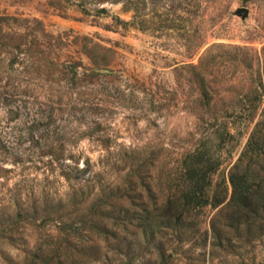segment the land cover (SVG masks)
<instances>
[{
  "label": "rangeland",
  "instance_id": "rangeland-1",
  "mask_svg": "<svg viewBox=\"0 0 264 264\" xmlns=\"http://www.w3.org/2000/svg\"><path fill=\"white\" fill-rule=\"evenodd\" d=\"M39 1L0 0V14L39 17L64 36L42 47L44 58L36 54L21 67L18 91L30 100L13 131L29 126L39 107L53 108L44 122L54 148L41 145L47 126L16 140L15 121L0 141V264H264V217L236 229L229 209L222 211L232 195V168L259 122L264 139V0H177L176 9L161 2L160 11L149 0L144 30L116 24V15H133L121 3L107 5L109 16L71 6L65 17ZM239 7L249 8L248 17L235 13ZM78 36L100 45L112 71L74 88V97L87 92L77 111L67 104L68 61H81V70L93 66ZM81 114L88 126L101 124L99 131L84 135ZM69 122L77 127L71 146L53 133ZM257 152L242 163L264 176ZM200 158L208 170L216 168L206 195H227L220 206L184 197L191 185L185 168ZM88 159L92 187L67 178V165L82 168ZM169 196L183 197L182 226L162 225ZM21 207L33 215L16 223ZM106 208L109 217L101 215ZM143 216L147 231L138 225Z\"/></svg>",
  "mask_w": 264,
  "mask_h": 264
},
{
  "label": "trees",
  "instance_id": "trees-1",
  "mask_svg": "<svg viewBox=\"0 0 264 264\" xmlns=\"http://www.w3.org/2000/svg\"><path fill=\"white\" fill-rule=\"evenodd\" d=\"M15 1L21 2L25 0ZM175 1L177 0H153V9L160 11L161 2H164V5H162L163 7L168 6L171 9H176L178 5L174 4ZM172 2L173 4H171ZM179 2V5H182L185 0H179ZM39 3L47 9H51L59 15L65 17L68 16V10L71 6H77L86 16H109L110 9L107 5L121 3L123 4L124 10L132 11L133 15L130 20L122 19L120 16L116 15V24L122 25L124 28L135 25L141 30H144L146 29L145 26L148 22L147 15L149 13L147 11L149 10V0H40ZM15 25L23 27L25 32L23 33L21 30L17 29H6H12ZM76 38L75 42L83 45L82 50H80L82 55L86 56L93 63L92 67H85L84 70H81L80 67L83 66L81 61L80 64L75 62L73 63L70 60L68 61L66 69L67 76L65 77L67 82L66 91L69 92L70 95L68 93L69 100L67 101V104L71 105L74 103L73 107H75L78 111L76 102L81 99L80 95H84L87 92H85V90L80 91L78 92L79 96L74 97V88H79V83H82V86L84 85L86 87L97 77L99 73L111 72L112 69L110 68L111 66L109 64L108 54L100 53L99 48L101 47L94 39L88 36H84L83 38L78 36ZM63 40L64 36H55L48 31L44 21L39 17H24L22 15L4 13L0 14V56L4 55V57L2 56L0 58V141L3 139L4 135L7 134L5 129L8 127L10 128L11 122L15 121L14 126H11L12 131L10 132L11 136L15 137L16 140L21 142L24 137L34 138L36 129H40L42 126H47L45 134H42V138L45 139V142L41 143V145L54 148L55 142L53 139L52 141H48L51 137L50 135L52 134V130L49 129V124L44 122L46 113L49 118L54 115L53 108L49 107L48 110L45 109V111H40L41 108L39 107V111H36L33 118L29 117L30 112L28 111L27 117H29V120H32V123L26 128L21 126L19 129L20 133L16 134V132L13 131L19 125L18 119L23 115L22 109L28 106V102L30 100V96H27L28 94L26 91H18V89L22 86V82L25 80L21 76V67L26 63V65H28L30 61L31 63H34L36 54H41L40 57L44 58V49H42V47L46 45V43L57 44L58 41L62 42ZM2 52H4V54H2ZM24 69L27 70V68H23L22 73L25 72ZM16 70L20 72L19 75L14 74V71ZM5 78L7 81L3 83ZM2 87H4L5 90ZM84 107L85 106H82L79 111H82ZM75 108L73 109L75 110ZM47 111H51V113L49 114ZM81 115L80 119L84 121H80L81 123L80 125H77V127L83 128L82 132L85 133L84 135L91 136L93 133H96V131H99L98 128L101 124L92 128L88 126V123L90 122H88L89 120L87 121V115ZM261 123L262 122H259L257 124L258 127L253 130L245 152L232 168L230 174L232 195L227 202V195L221 197L217 190L214 191L211 196L206 195V178L210 176V173L216 168L208 170V168L204 165L205 163H203L204 160L202 158L198 159L191 166H187V168H185L186 172L190 175L191 185H189V192L186 193L184 197L189 196L196 199L198 206L211 204L217 207L226 202L222 211L229 209L227 214L229 216L228 219L231 220V224H229V226L232 228L239 229L242 225L249 226L253 221L257 222L258 219L264 217V176H261L259 171H253L251 164L243 166L242 163L246 153H256L258 151L255 155L257 158L255 165H264V158L260 160V155L264 153V144L262 143L264 139L261 140L259 137V127L261 126ZM77 127H74L73 124L69 122L60 125V127L58 126V129L53 133H57L60 137L65 138L64 140L67 139L66 141L68 142L72 140L73 133L77 131ZM68 145L71 146L72 143L68 142ZM196 155L197 152H193L190 154L189 158L196 157ZM259 162L261 163L259 164ZM262 167L264 169V166ZM66 168L67 178L81 181L84 185H91L92 187L93 184L91 183L92 181L95 182L94 177H96V174H94V166L92 165L91 160L88 159L82 168L78 165L75 166L72 164L67 165ZM86 175H89L88 178H86ZM183 201V197L176 198V200H173L172 196L167 198L163 204V214H161L162 219H166L161 220L163 226L172 227L174 225H184V223L181 222L183 219V211L180 210L184 204H179V202L181 203ZM108 212V210L106 212H101V215H103V217H109L110 215ZM30 215L31 212H25L22 207L19 208L16 216L20 219L17 220L16 223L24 221L26 218L23 219V216L28 218ZM144 217L145 216L141 217V222L138 225L143 229V231H147L150 227V223L147 222ZM97 224L100 225V223ZM95 227H98V225ZM97 229H100V226Z\"/></svg>",
  "mask_w": 264,
  "mask_h": 264
},
{
  "label": "water",
  "instance_id": "water-1",
  "mask_svg": "<svg viewBox=\"0 0 264 264\" xmlns=\"http://www.w3.org/2000/svg\"><path fill=\"white\" fill-rule=\"evenodd\" d=\"M235 13L239 16H241L242 18H246L249 15V8L247 7H239Z\"/></svg>",
  "mask_w": 264,
  "mask_h": 264
}]
</instances>
